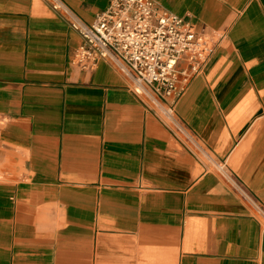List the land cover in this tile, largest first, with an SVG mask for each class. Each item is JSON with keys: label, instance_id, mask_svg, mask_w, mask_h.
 <instances>
[{"label": "crops", "instance_id": "obj_1", "mask_svg": "<svg viewBox=\"0 0 264 264\" xmlns=\"http://www.w3.org/2000/svg\"><path fill=\"white\" fill-rule=\"evenodd\" d=\"M91 24L111 0H63ZM216 39L177 117L264 206V0H154ZM46 0H0V264H264V224Z\"/></svg>", "mask_w": 264, "mask_h": 264}, {"label": "built area", "instance_id": "obj_2", "mask_svg": "<svg viewBox=\"0 0 264 264\" xmlns=\"http://www.w3.org/2000/svg\"><path fill=\"white\" fill-rule=\"evenodd\" d=\"M63 14L82 43L75 62L93 68L108 61L129 88L190 148L202 154L216 172L247 202L264 224V206L234 178L224 160H216L177 117L180 98L202 74L216 49V39L154 0H111L91 24L83 22L63 0H46ZM4 118L0 117V123Z\"/></svg>", "mask_w": 264, "mask_h": 264}]
</instances>
